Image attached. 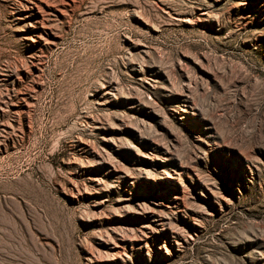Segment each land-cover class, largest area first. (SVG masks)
<instances>
[{"label": "rangeland", "instance_id": "rangeland-1", "mask_svg": "<svg viewBox=\"0 0 264 264\" xmlns=\"http://www.w3.org/2000/svg\"><path fill=\"white\" fill-rule=\"evenodd\" d=\"M0 264H264V0H0Z\"/></svg>", "mask_w": 264, "mask_h": 264}]
</instances>
